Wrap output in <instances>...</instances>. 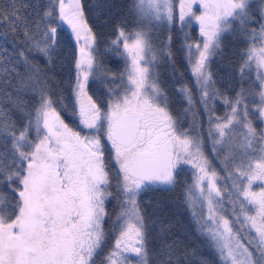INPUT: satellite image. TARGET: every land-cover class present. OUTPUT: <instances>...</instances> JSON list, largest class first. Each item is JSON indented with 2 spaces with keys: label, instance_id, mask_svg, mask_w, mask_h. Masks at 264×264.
Here are the masks:
<instances>
[{
  "label": "snow or ice",
  "instance_id": "obj_1",
  "mask_svg": "<svg viewBox=\"0 0 264 264\" xmlns=\"http://www.w3.org/2000/svg\"><path fill=\"white\" fill-rule=\"evenodd\" d=\"M102 10L85 0L0 8V264H193L197 253L142 206L143 193L174 190L184 165L193 170L185 203L219 264H264V127L253 123H264V0H128L106 42L124 63L111 78L98 56ZM193 22L199 40L189 42ZM65 25L75 41L71 107L53 83ZM160 28L183 33L192 84L176 88L180 115L154 72L159 57L175 65L171 35L152 46ZM226 36L244 44L232 96L210 70ZM90 78L106 102L89 95ZM205 122L220 171L205 154Z\"/></svg>",
  "mask_w": 264,
  "mask_h": 264
},
{
  "label": "trees",
  "instance_id": "obj_2",
  "mask_svg": "<svg viewBox=\"0 0 264 264\" xmlns=\"http://www.w3.org/2000/svg\"><path fill=\"white\" fill-rule=\"evenodd\" d=\"M7 3L8 0H0V8L6 7ZM85 3L93 9H97V7L103 9L98 13L101 19L96 21L98 56L102 64V70L108 73V77L111 78L113 74L118 76L122 72L123 64L121 60L106 52V42L111 38L110 34L113 31V23L119 24L123 22V18L128 15V0H85ZM95 15H97V11H93L90 19ZM192 28L195 29L193 26L190 28L191 31H188L189 42L194 40ZM59 39L60 48L58 52L60 53V59L55 67L53 83L63 93L65 104L71 107L73 101L71 81L74 79V76L69 72L71 61L67 57L70 56L71 49L75 48V41L65 26L60 30ZM179 43L180 41L178 42L177 37H174L171 44V49L174 53V68L168 63L167 59H164L163 63H160L158 69L155 70L156 74H158L160 87L168 96L169 108L176 115L182 114L184 109V101L177 93L176 88L180 83L192 84L188 65L185 62L183 50ZM243 48L244 44L240 40L232 36H226L223 41V54L213 57L210 62V70L216 81V87L229 96L234 95L239 87L236 80H232L229 83V73L235 74L240 63L239 53ZM38 59L41 65L45 64L42 57ZM88 92L98 103L106 102L107 100L106 88L98 80L94 81L90 78ZM216 102L219 104V100ZM15 119L17 123L20 122L19 116H16ZM200 119L205 120L203 116ZM181 120L186 126L187 123L183 121L182 116ZM66 122L72 125V118L66 115ZM253 123L258 128L261 127V121L255 120ZM205 125L206 123L203 124V132H205ZM205 154L209 157L212 165L220 171V166L215 164V161H217L215 155L212 154L210 148H207V146H205ZM185 182L190 183V177L187 172H182L179 177L178 186L174 190L165 191L162 188H158L143 193L142 206L148 210L147 215L149 218H152L154 215L169 230L170 236L168 238L177 241L182 251H187L189 254L193 252L197 253L193 264H200L201 257L208 261V264H219L215 252L208 247L206 237L201 235L197 230L198 226L193 222L191 210L185 203L184 188L182 187ZM108 208L110 212L115 211L114 202L110 203ZM110 223L111 221L106 226H109Z\"/></svg>",
  "mask_w": 264,
  "mask_h": 264
},
{
  "label": "rangeland",
  "instance_id": "obj_3",
  "mask_svg": "<svg viewBox=\"0 0 264 264\" xmlns=\"http://www.w3.org/2000/svg\"><path fill=\"white\" fill-rule=\"evenodd\" d=\"M193 26L195 27V29L192 28V31L194 32V36H192L194 40L192 42H195V41L199 40V29H198V25H196L194 22H193L192 27ZM65 27L67 28L66 25H65ZM176 27L178 28L179 26L177 25ZM68 31L70 32V29H68ZM185 31L188 33V31L190 32L191 30H190V28H187V29H185ZM169 35H171L172 41H173L174 37H177L178 42L180 41L179 44L181 45V42L183 40V33H180L179 31H176V30H173L172 32H169V30L166 29V28H160V29L155 30L153 32V34H152V46H153V48L154 49H159L163 44H165L167 42ZM164 59H166V58H163V57H159L158 58L157 66L154 69V72H155V70L158 69V65L160 63H163ZM121 62L123 64V68H122V72H123L124 71V63H123L122 60H121ZM164 62H167V61H164ZM188 71H189V76L191 77V73H190L189 67H188ZM191 79H192V77H191ZM225 110H226V106L220 100H219V104H217V102H216V115L224 116L225 115ZM204 119L206 120L205 117H204ZM186 123H187V121H186ZM261 127H264V123H262V122H261ZM207 128H208V125L206 123L205 132H203L204 135H205V146H207V148H210V150H211L212 149V141L209 138H207ZM211 152H212V150H211ZM212 154H214V153L212 152ZM216 160L217 161L214 160L215 164H217L219 166V160L218 159H216ZM182 167L185 169L184 172H187L189 174L190 183H191V179H192L191 173H192L193 170L191 169V167L189 165H184Z\"/></svg>",
  "mask_w": 264,
  "mask_h": 264
}]
</instances>
